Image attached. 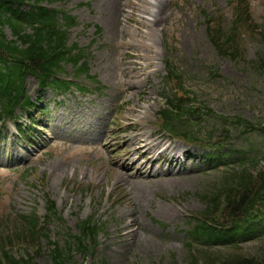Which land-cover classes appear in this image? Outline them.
<instances>
[{"label": "rangeland", "instance_id": "374dc122", "mask_svg": "<svg viewBox=\"0 0 264 264\" xmlns=\"http://www.w3.org/2000/svg\"><path fill=\"white\" fill-rule=\"evenodd\" d=\"M146 1L150 4L145 17L155 14L159 24L143 22L140 12L131 21L125 15V9L130 11L127 5L131 0H65L51 5L78 16L80 23L71 30L69 42L88 49L91 74L103 89L98 90L96 82L82 75L76 81L85 84L87 91L79 94L69 92L61 95L58 101L56 93L41 90L38 81L28 76V93L38 107L45 108L52 128L45 133V146L50 140L52 146L33 151L36 156L27 152L20 143L15 144L8 132L11 128L15 131V121L0 127V164L5 167H0V222L9 231H14L22 225L19 219L22 213L36 209L37 214L44 217L45 193L56 201L63 219V229L57 222L50 225L53 240L60 239L64 244L65 231L74 233L80 219L95 216L96 220L105 224L99 235V246L89 256L73 254L75 264H102L101 260L107 264H187L188 256L183 249L184 234L178 231L186 227H169L162 232L150 216L173 226L182 224L186 215L205 208L196 193L210 192L220 175L214 170L198 172L191 165L189 175L147 181L116 174L112 168L102 165L104 161L99 159L105 155V147L112 153L119 151L115 157L118 162L134 152V146L128 143L134 133L121 134L113 141L109 138L118 123L125 125L127 121L123 115L127 110L130 115L133 106L144 109L132 118L139 120L138 132L144 130V138L150 134L155 143H172L177 149H187L177 140H170L160 133L159 124H153L157 117L155 110L160 107L158 100H163L166 58L184 73L187 87L195 92L199 103L212 108L218 115L242 116L264 126V76L251 72L247 63L236 66L229 60L218 58L206 35L203 7L213 14L214 20H220L224 14L225 20H228L232 15L230 0ZM250 1L253 17L262 21L264 0ZM119 6L123 9L121 15L118 13ZM97 26L102 28L101 34H97ZM6 33L9 39H13L9 29ZM246 48L247 58H256L257 46L247 44ZM131 51L140 52L146 58L142 68L151 61L158 67L148 81L141 83L144 88L151 86L152 91L154 88V97L149 90L145 95L142 92L130 94L127 90L126 78L133 81L136 80L133 77L139 74L132 65ZM65 71L62 78H74L71 65H67ZM132 71H135L133 77L130 75ZM120 107H125L123 114L118 112ZM214 119L208 117L202 128L212 129ZM113 120H116L115 126L112 125ZM84 128H87L86 133ZM219 134L234 144L244 138L239 129L231 134L217 130ZM253 140L264 151V137L255 134ZM199 162L201 164V160ZM28 168H35L34 174H26L24 170ZM91 188L95 189L93 194ZM104 191L109 193L103 195ZM172 196L181 199L176 203L170 200ZM120 197L125 198L124 203L118 201ZM157 209L159 212L155 214ZM13 250L16 256L27 253L23 252L20 243H16ZM235 253L262 257L264 239L246 241L239 248L207 250L203 255L224 258ZM35 262L50 264L46 254Z\"/></svg>", "mask_w": 264, "mask_h": 264}, {"label": "trees", "instance_id": "16d2710c", "mask_svg": "<svg viewBox=\"0 0 264 264\" xmlns=\"http://www.w3.org/2000/svg\"><path fill=\"white\" fill-rule=\"evenodd\" d=\"M14 1L0 0V104H5V110L11 113L18 103L12 92V85L17 79L21 78L23 81L29 72L49 79L55 72L62 70V62L75 61L77 63L78 61L71 52L72 48L66 45L67 30L63 29V25L59 23L54 13L48 12L45 8H39L38 4L45 0H29L35 2L36 8H39V14L32 20L17 17L18 10L11 7ZM17 1L23 3L26 0ZM8 12L11 13V16L7 15ZM34 15L31 12L28 16L34 17ZM75 24V18L64 15V25L69 28ZM6 25L12 28L22 46L16 41L7 39L4 33ZM28 28L33 30L32 33L27 32ZM216 30L217 28L212 30L215 36L213 41L219 48L220 54L229 57L236 63L244 61L246 53L236 29L231 28L226 32L220 30V35L215 33ZM224 34L225 36L222 38ZM249 67L251 71L264 76V49L258 51L256 59H251ZM56 83L59 84V81ZM17 95L19 96V92ZM252 171L253 169L248 168L225 171L221 185L209 192L208 195H204L210 204L211 211L216 212L223 209L232 223L247 215L261 216L264 214V171H259L257 174ZM53 215H55L54 211ZM22 222L21 227L14 229L13 232L10 233L8 230L4 235L5 230L3 229L0 233V247L8 264H27L24 259H18L13 255L14 243H21L25 239L28 244H31L32 241L39 240L41 236L46 237L38 229V218L35 214L22 217ZM244 230L253 233L250 228ZM82 233L84 238L90 234L86 228L82 230ZM77 240L81 245V238L78 237ZM6 246L11 251L7 250ZM54 249L52 250L54 264H68L63 256V251L58 247ZM200 259L198 256L190 255V264H201ZM204 259L203 264H264V256L254 257L241 253L224 258L207 255Z\"/></svg>", "mask_w": 264, "mask_h": 264}, {"label": "bare ground", "instance_id": "6f19581e", "mask_svg": "<svg viewBox=\"0 0 264 264\" xmlns=\"http://www.w3.org/2000/svg\"><path fill=\"white\" fill-rule=\"evenodd\" d=\"M139 1H140L139 4H145V6H146L147 2L144 3V0H139ZM139 4L136 3V4L133 6V9L140 8L142 5H139ZM159 9H160V8H159ZM122 10H123V9L119 6V8H118V13H119L120 15L123 13ZM155 20H156V19H155ZM152 24L157 25V24H159V22H152ZM143 55H146V56H147L148 54H143ZM137 57H138V58H137ZM136 58H137V59L141 58L142 60H145V59H146L144 56H140V55H138V54H136ZM149 58H150V57H149ZM137 59H136V60H137ZM137 65L140 66V67H139V74L133 77V79H136V80L131 81V86H132L133 88H136V87H137V80H142V79L144 78V76H145V77L147 76L148 73L146 72V70L151 66V62H150L148 65H146L145 67H143V68H142L143 62H139V64H137ZM140 70H141V71H140Z\"/></svg>", "mask_w": 264, "mask_h": 264}]
</instances>
